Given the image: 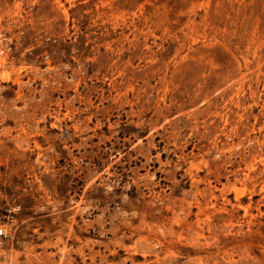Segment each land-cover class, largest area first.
Returning a JSON list of instances; mask_svg holds the SVG:
<instances>
[{
  "label": "rangeland",
  "instance_id": "1",
  "mask_svg": "<svg viewBox=\"0 0 264 264\" xmlns=\"http://www.w3.org/2000/svg\"><path fill=\"white\" fill-rule=\"evenodd\" d=\"M0 264H264V0H0Z\"/></svg>",
  "mask_w": 264,
  "mask_h": 264
},
{
  "label": "built area",
  "instance_id": "2",
  "mask_svg": "<svg viewBox=\"0 0 264 264\" xmlns=\"http://www.w3.org/2000/svg\"><path fill=\"white\" fill-rule=\"evenodd\" d=\"M5 233H4V229L3 227L0 225V237H4Z\"/></svg>",
  "mask_w": 264,
  "mask_h": 264
}]
</instances>
